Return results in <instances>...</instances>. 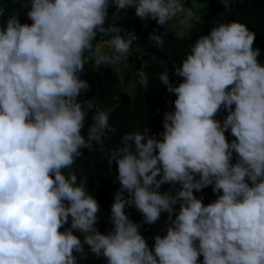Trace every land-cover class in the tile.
Instances as JSON below:
<instances>
[{
  "label": "clouds",
  "instance_id": "9594fccd",
  "mask_svg": "<svg viewBox=\"0 0 264 264\" xmlns=\"http://www.w3.org/2000/svg\"><path fill=\"white\" fill-rule=\"evenodd\" d=\"M110 6L113 17L134 8L161 27L184 10L183 0H28L31 24L16 14L0 25V264H78L89 253L107 264H201V256L202 264H264V63L255 32L238 21L196 39L174 65L178 86L164 63L159 80L176 96L174 111L164 113L161 139L150 128L126 133L110 153L120 185L113 227L106 234L95 227L100 205L87 178L65 170L116 132L113 109L97 108L85 138L78 102L90 89L80 78L85 64L115 68L137 40L115 22L105 27ZM98 35L108 37L110 52L93 44ZM164 35L154 29L150 42L162 48ZM137 75L147 87L144 68ZM164 184L181 190L161 192ZM210 186L216 199L205 205L194 192ZM127 206L142 223L129 219ZM162 213L164 234L150 248L140 228Z\"/></svg>",
  "mask_w": 264,
  "mask_h": 264
},
{
  "label": "trees",
  "instance_id": "16d2710c",
  "mask_svg": "<svg viewBox=\"0 0 264 264\" xmlns=\"http://www.w3.org/2000/svg\"><path fill=\"white\" fill-rule=\"evenodd\" d=\"M183 3V13L177 14L163 27L158 26L155 21L150 19L146 22L141 21L135 15L134 8H132V25L130 27L125 24L120 27L119 19H110L105 27L115 22L116 26L122 29L121 35L126 36L128 33L136 35L137 40L133 42L132 49L136 46H143L141 55L140 52L135 51L122 58L119 65H122L123 60H126L127 66L122 67L118 73L111 66H108L104 74L98 73L94 70V63L89 61L85 64L83 73L80 74V78L88 81L90 85V89L82 91L78 97V102L85 106L86 111L83 135L85 138L87 137V127L93 123L92 116L95 115L97 108L100 110L113 109L109 116V124L116 129L115 134L106 132L103 144L94 146L93 151L82 149L83 155L77 159L72 168L65 170L66 175L75 173L78 181L87 178L86 187L100 205L99 220L95 227L101 234H106L113 227L109 221L110 209L114 202V194L120 188L119 182L116 181L117 165L114 162L110 164L108 160L110 153L122 146L121 138L126 133L150 128L149 135L155 134L157 139H161L159 133L163 131L164 113L174 111V103H170V101L174 102L176 96L167 92L159 80V75L164 70V63H167L173 87L178 86L182 82V78L174 75V65L180 66L186 52L190 50L200 35H207L215 24L231 21L244 23L251 31L255 32L254 47L260 50L259 59L261 63H264V0H231L230 7L227 9L224 8L220 0H183ZM27 4L28 0H0V8L4 10V16L0 17V25H3L8 17L16 14H19L21 23L31 24L26 15ZM112 9L113 7L110 6L108 15L111 14ZM186 11L189 13L186 14ZM180 18L188 20V28L182 33H178L175 28H172ZM145 23H147V27L144 26ZM154 29H156V34L166 31L165 43L162 48H158L150 42L149 34ZM107 39L108 37L98 35L93 44L104 43ZM108 50L111 51L109 48ZM143 68L148 74L147 87L138 83L137 73ZM130 84L134 85L131 94L127 93ZM87 101H91L94 105L91 111L86 107ZM226 115L227 112L222 109L216 118L222 122ZM225 135L228 142L234 139L230 130ZM235 162L236 154L234 153L232 163ZM170 190L175 194L181 189L179 185L173 188L169 184L162 185L160 189L161 192ZM194 195L197 198H202L204 204L207 205L216 199L217 194L213 193L210 186L201 192H194ZM125 214L133 222L142 223V215L134 206H127ZM167 215V213H162L157 224H143L140 228V233L147 239L150 248L154 244V236L164 234L161 227L167 219ZM65 227H70V225H65ZM74 234L79 235L77 232ZM85 250L87 251V248ZM199 260L202 264L203 257L201 256ZM83 263L107 264V261L103 257L97 258L94 254L89 253L86 259L78 257V264Z\"/></svg>",
  "mask_w": 264,
  "mask_h": 264
},
{
  "label": "rangeland",
  "instance_id": "374dc122",
  "mask_svg": "<svg viewBox=\"0 0 264 264\" xmlns=\"http://www.w3.org/2000/svg\"><path fill=\"white\" fill-rule=\"evenodd\" d=\"M197 4H200V3H197ZM196 4V5H197ZM113 9H112V12L111 14L108 15L109 19L106 21L105 25L109 23L110 19H119L120 21V24L119 26L121 27L122 25H127V27H130L132 25V8H129L127 10H121L119 13H118V17H113V14L116 13V8L114 6H112ZM183 12H180L178 14H182ZM189 12L186 11V14H188ZM185 18H180L176 24L173 25L172 28H175L178 33H182L186 28H188V20L185 19ZM100 46H101V51L107 53L109 52L108 50V45L106 43H99ZM142 47L143 46H136L134 49L131 50V52L129 54H132L134 53L135 51H138L140 52V55H141V51H142ZM110 49V48H109ZM139 55V56H140ZM127 66V62L126 60H123V64L122 65H118L116 66L115 68H113V70L118 73L119 70L122 68V67H125ZM108 67H101L98 71L95 69L94 67V70L97 71L98 73H101V74H104L106 71H107ZM134 88V85L133 84H130L127 88V93H130ZM131 94V93H130ZM105 264V263H103Z\"/></svg>",
  "mask_w": 264,
  "mask_h": 264
}]
</instances>
